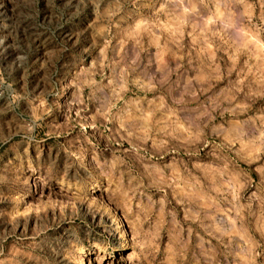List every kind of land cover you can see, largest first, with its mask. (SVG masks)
I'll return each mask as SVG.
<instances>
[{
    "label": "rangeland",
    "instance_id": "374dc122",
    "mask_svg": "<svg viewBox=\"0 0 264 264\" xmlns=\"http://www.w3.org/2000/svg\"><path fill=\"white\" fill-rule=\"evenodd\" d=\"M264 264V0H0V264Z\"/></svg>",
    "mask_w": 264,
    "mask_h": 264
},
{
    "label": "bare ground",
    "instance_id": "6f19581e",
    "mask_svg": "<svg viewBox=\"0 0 264 264\" xmlns=\"http://www.w3.org/2000/svg\"><path fill=\"white\" fill-rule=\"evenodd\" d=\"M81 264H84L83 260L81 261Z\"/></svg>",
    "mask_w": 264,
    "mask_h": 264
}]
</instances>
